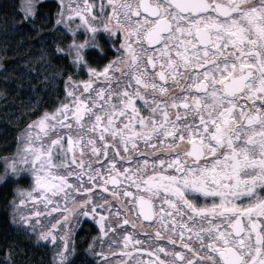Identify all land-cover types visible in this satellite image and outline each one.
Returning <instances> with one entry per match:
<instances>
[{"label": "snow or ice", "instance_id": "6c2138e0", "mask_svg": "<svg viewBox=\"0 0 264 264\" xmlns=\"http://www.w3.org/2000/svg\"><path fill=\"white\" fill-rule=\"evenodd\" d=\"M37 2L22 0L25 23ZM58 4L49 38L76 71L62 74L64 95L51 109L39 98L28 106L34 118L5 158L0 181L9 170L32 176L7 201L10 222L36 232L43 214L21 209L56 204L59 219L36 237L52 243L50 264H74L72 229L56 232L74 215L92 216L103 236L115 232L110 215L131 225L118 250L151 257L136 264H264V0ZM58 25L72 33L63 46ZM100 30L116 38L118 55L96 67L86 50L100 48ZM94 189L115 205L103 195L97 203ZM144 221H155L154 235Z\"/></svg>", "mask_w": 264, "mask_h": 264}, {"label": "trees", "instance_id": "16d2710c", "mask_svg": "<svg viewBox=\"0 0 264 264\" xmlns=\"http://www.w3.org/2000/svg\"><path fill=\"white\" fill-rule=\"evenodd\" d=\"M21 3L22 0H0V173H3L5 169V158L16 152L19 134L24 124L29 117L34 118L33 113L27 111L28 106L39 98L44 102V107L51 109L56 98H62L64 95V75L62 74L76 71L68 54L56 52L54 42L49 38L55 35L52 23L59 8L58 0H38L37 16L33 24L24 22L23 12L20 9ZM57 27L68 38L59 41L63 46L70 42L71 36L60 25ZM41 37L46 38V43L43 45ZM96 43H99L104 51L101 52L100 48L95 47L88 54L93 60V66L102 67L112 60L108 53L116 52L109 49L105 43L98 41ZM114 44H117L116 41ZM112 45H110L111 48ZM41 57L48 62L45 63L40 59ZM85 75H88L87 70L82 68L79 77L83 78ZM99 162L104 163L103 160ZM10 177L11 180L0 181V264H50L53 245L36 238L38 231L43 227L42 224L37 226L36 232H28L26 225L10 222L7 201L12 199L17 186L23 188L29 186L27 179L26 181L20 178L14 180V176L10 175ZM99 192L102 193L103 190ZM46 218L48 220L43 228L50 227L58 219L57 217L50 219L48 216ZM73 218L74 216L67 225L62 221L58 226H61L60 230L68 227L73 232L77 224L79 225L77 234L71 237L76 245L77 257L74 254L72 258L74 264H104L105 258L97 254L98 251L106 250V242L110 238L98 237V228L92 219L83 216V221L76 222ZM41 219L44 218L41 217ZM113 219L116 221L115 217ZM117 229L121 232L124 229L132 231L129 225H118ZM135 236L134 233V238ZM92 241L95 244L96 254L88 248ZM10 246L11 256H9ZM129 250L131 251L132 248ZM122 255L125 263L137 256L134 252L132 256H125L124 252ZM108 258L112 259L113 255Z\"/></svg>", "mask_w": 264, "mask_h": 264}, {"label": "rangeland", "instance_id": "374dc122", "mask_svg": "<svg viewBox=\"0 0 264 264\" xmlns=\"http://www.w3.org/2000/svg\"><path fill=\"white\" fill-rule=\"evenodd\" d=\"M81 2H82V0H81ZM91 2H94V3H96L97 5L99 4V2H100V0H91ZM104 2L105 3H107V0H104ZM73 3L75 4V0H73ZM93 11L97 14V15H99V7L97 6V7H95L94 9H93ZM106 11H110V8H107L106 9ZM76 22L77 23H79V18H76ZM62 28H63V26L62 25H60ZM64 29V28H63ZM65 30V32L67 33V34H69L70 36H72V33H70V32H68L66 29H64ZM77 34H78V36L81 38V39H83L85 36H87L88 35V33H86L85 31H84V29L83 28H81V29H78L77 30ZM115 40H116V38L115 37H111V36H109V34L107 33V32H104L103 30H100L99 32H98V34H97V40L96 41H98V42H100V43H102V44H107L108 46H109V49H111L113 52L115 51L116 53L115 54H111L110 52L108 53L109 55H111V57H112V59L115 57V56H117L118 55V52H117V49L116 48H114L113 49V47L111 48L110 47V45H112V44H114L115 43ZM116 43H117V46H118V41H116ZM94 48H95V46H93V45H90L89 46V48L86 50L87 51V53L88 52H92L93 50H94ZM108 48V47H107ZM89 55V54H88ZM83 78H88V75H85V77H83ZM99 83H103L102 81L101 82H98V84ZM157 155H159V153H157ZM100 163V162H99ZM9 174L10 175H12L11 174V172H10V170H9ZM8 174V177L3 181V182H5V181H8V180H11V177H10V175ZM12 176H14V175H12ZM23 179L24 181H26V179L28 180V182H29V186H30V184H31V182H32V176H31V173H29V172H22L21 173V175L20 176H14V180H18V179ZM28 186V187H29ZM26 188H27V186H25ZM99 190H102V189H94V193H95V195H94V199L97 201V203H100L101 202V200L99 199V197L101 196V195H103V197H104V199H109L110 200V202L113 204V202H115V201H113V200H111V193H101V192H99ZM82 195H83V193H81ZM81 195V196H82ZM78 199H79V197H77ZM56 199H59V197H57ZM56 204L55 203H53L52 205H44V204H39V205H35V206H33V205H29V206H27V207H24L23 209H22V211H24L25 213H27V212H29V211H32V210H37V211H40L43 215L41 216V217H43L44 219L42 220L41 218H40V224H42V226L44 227L45 226V222L48 220L47 218H46V216H48L50 219H53V218H58L59 219V216H60V212H51V208H53V207H56L55 206ZM30 209V210H29ZM113 210H115L114 208H113ZM97 211H99V208L97 209ZM50 213V214H49ZM46 215V216H45ZM82 217H83V215H74V218H73V221H76V222H79V221H83V219H82ZM85 217H88V218H90V219H92V221H94V223L96 224L95 226L98 228L97 229V232H98V237L99 238H102V236L103 235H101V233H100V228H99V224L97 223V221H96V219H94L92 216H85ZM110 219L112 220V225H113V227L115 228V232H112V231H109L108 232V235L107 236H104V238H110L109 239V241L108 242H106L107 244H106V250H105V252H108V251H111L113 254V258L112 259H109L108 257H106L105 259H107L108 261L107 262H109V264H116V262L117 261H120V260H123V258H124V256L122 255V252L123 251H119L118 250V248H124L123 247V243H122V241H123V235H122V233L124 234V232L125 231H127V229H124V231L123 232H121V231H118V229H117V226L119 225L114 219H113V217L110 215ZM33 220H35V218L33 219ZM61 223H62V221H61ZM39 224V225H40ZM155 225V224H154ZM153 225V226H154ZM130 226V225H129ZM60 227L61 226H58L57 228H58V234L59 235H62V231L60 230ZM78 227H79V225L77 224V228L71 233V237H75V235L77 234V230H78ZM152 227V226H151ZM65 228V227H64ZM150 228V227H149ZM132 230V229H131ZM136 232V231H135ZM119 237H120V240H119ZM136 238V237H135ZM73 240V239H72ZM104 240H106V239H104ZM111 240V241H110ZM94 241V240H93ZM93 241H92V244H93V248H94V246H95V244L93 243ZM120 241V242H119ZM45 242H50V241H45ZM112 242V243H111ZM58 243H59V241H58ZM50 244H52L51 242H50ZM129 248L130 247H128V248H126V249H124V251H130L129 250ZM104 251V250H103ZM101 251H98V253H100ZM75 257H77V254L75 253ZM145 260V258H143V256H135V257H133L131 260H128L125 264H136V261L137 260ZM111 260V261H110ZM89 262V261H88Z\"/></svg>", "mask_w": 264, "mask_h": 264}, {"label": "flooded vegetation", "instance_id": "af4514ba", "mask_svg": "<svg viewBox=\"0 0 264 264\" xmlns=\"http://www.w3.org/2000/svg\"><path fill=\"white\" fill-rule=\"evenodd\" d=\"M115 41H117V40H115ZM169 83H171V82H169ZM174 91H178V90H175V89H174ZM140 103H142V102H140ZM143 223H144L145 230H146L147 232H151V233H153V235H154L153 226L151 227L150 225H154V224H155V221H153V222H145V221H144ZM130 226H131V225H130ZM149 227H150V228H149ZM135 235H136V236H135L136 238H138V239H140V240H142V241L146 240V236H145V233H144V232H141V231H139V230H136ZM193 243H194V245H195V244L198 243V242L193 241ZM142 246H143V247H149V244L145 243V244H143ZM151 246L154 247L155 245L152 244ZM129 247L131 248V246H129ZM176 247H177V250H180V246H179V245H177ZM161 255H162V254H161ZM141 256H143V258H145V260L151 258L147 253H145V254H143V255H141Z\"/></svg>", "mask_w": 264, "mask_h": 264}, {"label": "water", "instance_id": "95a60500", "mask_svg": "<svg viewBox=\"0 0 264 264\" xmlns=\"http://www.w3.org/2000/svg\"><path fill=\"white\" fill-rule=\"evenodd\" d=\"M145 222H148V221H145Z\"/></svg>", "mask_w": 264, "mask_h": 264}]
</instances>
